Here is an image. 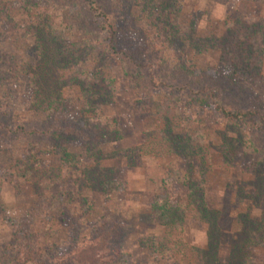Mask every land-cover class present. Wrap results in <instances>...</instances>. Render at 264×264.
<instances>
[{"label":"rangeland","instance_id":"374dc122","mask_svg":"<svg viewBox=\"0 0 264 264\" xmlns=\"http://www.w3.org/2000/svg\"><path fill=\"white\" fill-rule=\"evenodd\" d=\"M93 1L103 16L83 0H0V264L28 245L48 250L36 264H264V0ZM230 30L255 39L251 59L224 57ZM15 62L57 110L31 109ZM216 104L256 114L227 120ZM21 159L31 175L14 172ZM191 190L219 228L180 212ZM167 208L184 217L173 237ZM244 225L256 239L240 254Z\"/></svg>","mask_w":264,"mask_h":264},{"label":"trees","instance_id":"16d2710c","mask_svg":"<svg viewBox=\"0 0 264 264\" xmlns=\"http://www.w3.org/2000/svg\"><path fill=\"white\" fill-rule=\"evenodd\" d=\"M83 1L87 4V6L90 8V10L94 14H99L100 16H103V13L100 12V6L95 1H93V0H83ZM140 1H141V4L148 2V4H149L148 6L153 8V6L156 4L157 0H140ZM159 4H160L159 6H163V8H164L165 5H163L164 4L163 2H161ZM162 18H166L165 13H163ZM39 24L41 25V23H39ZM37 26L38 27L35 31L36 35L43 32V28L40 27L38 24H37ZM109 34H110V38H111L109 48L114 53L115 52L117 53L118 51H116V49L113 45V40L115 37L114 31L113 30L109 31ZM217 40H218V43H220V45L222 46V49H224V52H223L225 54L224 57L232 58L233 56H236L238 58L239 54H242L243 60L251 59L253 57L254 52L253 51L251 52L250 50H254L255 49L254 47H256V46H255V39L252 38L250 35H248L245 38H243V37L238 38V37H236V34L234 33V31L230 30V33L228 32V34H224V36H222L221 38H219ZM249 48H251V49H249ZM119 53H122V51H119ZM35 56L37 57V59H42V62H44V59L46 57L45 56V47H44L42 41L41 40L39 41V39H38V43H37L36 49H35ZM140 66L144 67V63H140ZM9 68L11 69V71H15V73L25 74V75H28L32 78V88H33V99H32V103H31V109L32 110L55 111L58 109L53 101L46 103L41 98L42 95L40 92V86L38 84L39 80H37L33 77L32 70L26 64L15 62V63H11L9 65ZM97 75L98 74H96V76ZM150 84L156 85L153 77L150 78ZM98 85H99V82L94 81L93 87H89L86 91H84L85 95L86 96L90 95L91 99H93L94 97H97V91H95V90L98 88ZM215 107L225 119L232 120V121H247V120H250V118H252V116H254L256 114L252 110H246V111L235 110L234 111V110L226 109L224 106L218 105V104H216ZM108 123L111 124L112 121L108 120ZM107 135L108 134L105 133L103 135V137H106ZM181 144H182V141H180V138H176L174 140V146H176V148L181 147L182 146ZM28 150H29L28 152H29V156H30L29 159L32 160V157L34 156V154H33L31 149H28ZM28 164H30V163H28L26 159L16 160V162L14 163L13 170L16 174H18V173L25 174L26 173L28 175H31L32 174L31 168L26 166ZM190 193H191V197H190V200L188 203V207H183L180 212H182L184 214V212L186 210H189V211L192 210L194 216L196 218L204 221L205 223H208L210 228H213V227L215 229L219 228V224H222V220H221V218L219 219V217L215 216L214 212H211L206 208V204L203 201V195L197 194V193L193 194L194 193L193 191ZM182 213H178V211H175V210H172L169 208H167L166 211L164 209L160 210V216H161L160 220H161V224L164 226L163 232L167 233L166 235H169L171 237H173L174 235L175 236L177 235L176 233L173 232L174 228L172 226H177L178 224L181 223L182 218H184L181 215ZM244 226L246 227L245 230L248 231L247 236L244 239H242L240 244H238V245L234 244L233 245V251L235 250L236 253H240V254L242 253L243 248H245L247 246V244H251V242H254L253 240L256 239L255 237L250 236V234H251L250 232L252 231V229H250V225L249 226L244 225ZM171 229H172V231H171ZM167 230H168V232H167ZM153 239H154L155 243L160 241L159 238H153ZM178 239H180V237H178ZM178 249L179 250L181 249L180 245H178ZM47 252H48V250L46 249V247H42V248H39L37 250H34L31 245L25 246V248L23 249V253H22L21 264H36L38 258L43 257ZM182 252L186 253L185 250H183ZM77 260L79 262H81V264H104V263L99 262L96 259H93L92 256H84V257L78 258ZM107 264H110V263H107Z\"/></svg>","mask_w":264,"mask_h":264}]
</instances>
